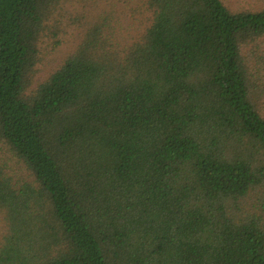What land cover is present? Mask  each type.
Instances as JSON below:
<instances>
[{
    "label": "trees",
    "instance_id": "16d2710c",
    "mask_svg": "<svg viewBox=\"0 0 264 264\" xmlns=\"http://www.w3.org/2000/svg\"><path fill=\"white\" fill-rule=\"evenodd\" d=\"M75 1L0 0V264H264V0L68 12L38 79Z\"/></svg>",
    "mask_w": 264,
    "mask_h": 264
},
{
    "label": "rangeland",
    "instance_id": "374dc122",
    "mask_svg": "<svg viewBox=\"0 0 264 264\" xmlns=\"http://www.w3.org/2000/svg\"><path fill=\"white\" fill-rule=\"evenodd\" d=\"M223 2L229 8H231L233 10H237V9H251L257 5L259 0H223ZM108 7H109V3L104 1V0H93V1L76 0L73 3H65L64 6H62L63 9H61V13L57 17V19L61 23L68 25V26H66V31H65L64 30L65 25L62 24V30L64 32H66L65 34H67V35L63 39L64 41H63L61 48L59 50L56 49L53 52H51L50 50L47 51L48 53L46 54V59L44 61L45 63L42 62L39 65L40 70L37 74L38 79L44 78L48 74V71L52 68V65L56 64L57 61L62 57V55H63L62 52L66 51L67 49L70 48L69 44L71 43L72 36L74 38L75 33L77 35L80 31V29L78 28V26H80V24H78L77 22H74L70 18L68 12H72L73 15H75L76 13H79V14L86 13L87 14V12H88V14L95 15V13L103 12V10L108 8ZM118 10H121V11H117L118 13L128 14L130 12L129 9L127 12H125L127 9L124 10L123 6H119ZM122 10H124V11H122ZM80 12H82V13H80ZM81 22H83V21H81ZM65 34H63V35H65ZM68 39H69V41H68ZM41 45L45 49L50 48V45L45 43V42H42ZM47 63H49V64H47ZM10 162L14 166L15 169H21L20 165L17 164L15 162V160H11ZM19 171H21V170H19Z\"/></svg>",
    "mask_w": 264,
    "mask_h": 264
}]
</instances>
